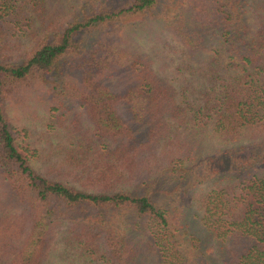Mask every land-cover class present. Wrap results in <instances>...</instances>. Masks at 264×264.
I'll return each instance as SVG.
<instances>
[{
	"label": "trees",
	"instance_id": "1",
	"mask_svg": "<svg viewBox=\"0 0 264 264\" xmlns=\"http://www.w3.org/2000/svg\"><path fill=\"white\" fill-rule=\"evenodd\" d=\"M158 1L91 0L86 14L57 37L29 47L21 61L0 62V182L19 208L13 217L0 214V264H46L59 227L63 264H264V8L247 39L241 5L189 0L196 25L219 29L221 40L197 68L203 86L176 96L150 62L127 58L108 42L77 39L79 32L143 13ZM44 4L0 0V40L10 29L31 27L27 13H41ZM121 72L123 82L111 80ZM43 74L56 76L53 89L79 103L91 122V132L71 140L52 169L57 176L31 166L2 107L7 94ZM208 127L226 146L193 159ZM157 145L156 158L166 161L172 181L186 193L213 178L195 203L204 230L221 242L219 262L179 220L190 197L161 204L124 188L140 168L142 151ZM76 207L82 214L66 218Z\"/></svg>",
	"mask_w": 264,
	"mask_h": 264
},
{
	"label": "rangeland",
	"instance_id": "2",
	"mask_svg": "<svg viewBox=\"0 0 264 264\" xmlns=\"http://www.w3.org/2000/svg\"><path fill=\"white\" fill-rule=\"evenodd\" d=\"M90 2L91 0H45L41 13H27L31 19V27L23 25L10 29L7 36L0 40V62L21 61L29 47L57 37V32L67 23L82 18ZM231 2L233 9H240L241 5L246 27L245 36L251 39L258 27L264 0ZM46 23L49 24L45 25ZM77 39L87 44L108 42L119 52L126 54L127 58L137 56L150 62L158 78L176 96L183 90L189 95L194 88L203 86L204 80L198 74L197 68L209 60L221 40L219 29L196 25L189 8V0H159L153 8L143 13L122 17L109 24L79 32ZM187 42L193 44L188 45ZM117 56L121 60L125 58ZM220 57L226 62L223 53ZM69 60H75V56ZM119 69L123 71V68ZM122 76V72L115 74L111 80L123 82ZM56 79L51 74L39 75L29 86L14 89L2 101L4 114L19 144L29 155L31 166L46 176H57L52 169L61 163L62 155L69 148L71 140L78 138L79 134L91 132V122L81 105L53 89L57 84ZM199 136L201 137L192 151L193 159L209 156L226 146L212 135L210 127L204 135ZM157 152L158 145L151 150L142 151V156L136 161L140 168L128 179L124 188L147 192L161 204L174 199L178 204L183 198L190 197L188 203L180 209L179 220L181 218L183 228L201 239L202 248L214 259L213 262H219L218 247L221 242L206 233L195 203V198L212 186L213 178L197 184L186 193L185 185L178 186L172 181L174 176L169 174V166L166 161H158L155 156ZM147 156L151 157L149 163L142 160ZM179 169L185 170L181 167ZM178 171L175 173L177 178ZM81 210L79 207L68 210L66 218L69 214L73 217L79 216L83 212ZM18 212V206L0 182V214L13 217ZM62 234L61 227L54 231L45 253L46 264H63Z\"/></svg>",
	"mask_w": 264,
	"mask_h": 264
}]
</instances>
